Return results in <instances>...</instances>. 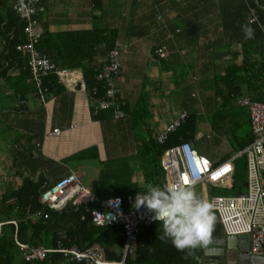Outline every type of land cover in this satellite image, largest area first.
<instances>
[{
  "label": "crops",
  "instance_id": "0c3cea01",
  "mask_svg": "<svg viewBox=\"0 0 264 264\" xmlns=\"http://www.w3.org/2000/svg\"><path fill=\"white\" fill-rule=\"evenodd\" d=\"M44 4L38 18L42 36L102 28L118 31L117 88L126 116L113 120L105 112L102 119L93 120L94 103L80 84L68 88L57 83L41 100L26 64L4 57L0 38V197L18 190L25 180L39 182L41 191L71 173L101 199L144 191L136 148L144 137L157 138L181 112L194 113L198 119L194 146L199 138H213L225 148L226 159L235 138L250 136L247 108L238 106L234 97L224 103L218 93L226 94L230 88L226 71L242 66V44L258 45L252 59L264 64V0H100L97 7L92 0H45ZM6 21V9L0 5V32ZM244 24L254 29V38H245ZM158 46L167 49V59L152 54ZM72 71L83 79L79 68ZM238 74L243 78L242 72ZM240 88L251 98L243 81ZM53 129H59L58 136L48 135ZM84 150L86 159L73 158ZM201 155L214 165L226 160L215 163ZM242 160L235 163L231 187L221 190L234 191ZM218 190L215 195H229ZM6 203L14 204L15 199Z\"/></svg>",
  "mask_w": 264,
  "mask_h": 264
},
{
  "label": "built area",
  "instance_id": "2783aa9c",
  "mask_svg": "<svg viewBox=\"0 0 264 264\" xmlns=\"http://www.w3.org/2000/svg\"><path fill=\"white\" fill-rule=\"evenodd\" d=\"M44 2L45 0H12L13 11L24 21V42L16 45L14 50L26 58L27 70L41 100L48 91L42 85L41 79L51 74L56 76L58 84L68 88L80 84L85 89L81 76L78 77L75 71L57 68L37 49L42 38L38 18L45 11ZM120 53L121 47L116 42L115 47L106 54L100 69L95 74V80L104 86V96L94 98L96 88H93L89 95L94 103V113L106 112L113 120H120L126 116L125 102L119 98L117 88V78L121 71ZM153 55L165 60L169 53L164 46H159L153 50ZM234 101L238 106L247 108L252 141L218 165L212 164L206 157L199 154L189 142L181 141L165 150L161 156L160 163L164 172L162 185L176 183L192 188L208 185L225 189L231 187L236 161L244 159L246 195H214L210 200L214 204L216 222L220 224L223 235H248V253L264 258V102L245 96L234 97ZM187 117L186 112L176 115L159 133L156 141L163 144L168 139V135L180 127ZM59 133V129H53L48 135L58 136ZM136 195L129 194L123 198H97L72 173L42 188L38 195V203L44 208L59 211L68 203L72 206H94L96 208L89 211V222L93 226L120 225L124 239L121 257L115 261L106 260L102 251L96 246L46 248L42 245L19 242L14 238L23 261L40 262L50 253H61L70 264H127V258L133 256L138 247V237L142 228L152 215L147 208L135 206ZM25 213L32 223L48 218V213L43 209L32 210L30 206L26 207ZM84 218L85 216L81 219ZM5 224L16 227L15 220L0 222V234Z\"/></svg>",
  "mask_w": 264,
  "mask_h": 264
},
{
  "label": "trees",
  "instance_id": "16d2710c",
  "mask_svg": "<svg viewBox=\"0 0 264 264\" xmlns=\"http://www.w3.org/2000/svg\"><path fill=\"white\" fill-rule=\"evenodd\" d=\"M10 2V0H0V5L6 9L7 18L4 31L0 32L3 55L5 58L26 64L25 57L14 50L16 45L24 42V21L15 14ZM92 2L96 7L100 4V0H92ZM117 36L118 31L114 28L90 29L55 35L43 34L37 49L59 69L79 68L82 71L85 91L91 95L92 89L96 88L94 98H99L104 96L105 89L101 82L95 80V74L100 69L103 60L97 62L96 59L105 58L106 54L115 47ZM156 48H152V54ZM258 48L259 46L254 43L241 45L242 66L226 71L225 75L230 88L226 94L218 93L224 103L232 100L233 97L243 96L240 81L246 84L247 92L253 100L264 101V64L256 63L252 59L253 52ZM240 72L243 73V78L239 77ZM41 82L48 90L57 85L54 74L42 78ZM143 103L144 100L140 99L139 105L142 111L145 109ZM104 113L102 111L94 113L93 109L91 117L93 120H100L104 117ZM197 121L196 115L190 113L184 123L168 135V139L163 144H159L152 136L139 143L136 149L141 161L145 185L147 183L161 185L164 172L160 161L165 150L181 141H190L195 148L193 143ZM252 138V134L240 141L235 138L234 152L243 149L252 141ZM73 158L86 159L87 150L77 153ZM243 161L240 164L242 169ZM238 172L235 177L237 179H239ZM39 186V182L33 183L25 180L18 190L0 197V222L16 221V227L12 224H5L1 228L0 264H70L61 253H50L43 261L26 263L20 255L14 238L19 242L43 245L46 248H56L58 244L65 248L71 246L91 248L97 245L103 249L107 260L120 259L124 242L120 225L93 226L89 222V211L96 208L94 206H72L68 203L59 211L44 208L38 203ZM11 198L15 199V203L7 204L6 202ZM28 206L32 210L43 209L48 213V218L32 223L25 213ZM83 216L85 218L81 219ZM161 232L159 223L149 219L139 234L138 247L134 255L126 260L127 264L199 263L202 247L195 250L194 256L188 255L187 250L178 251L170 239H161ZM219 234H221V226L216 222L209 237Z\"/></svg>",
  "mask_w": 264,
  "mask_h": 264
},
{
  "label": "clouds",
  "instance_id": "9594fccd",
  "mask_svg": "<svg viewBox=\"0 0 264 264\" xmlns=\"http://www.w3.org/2000/svg\"><path fill=\"white\" fill-rule=\"evenodd\" d=\"M246 39L254 38L249 24L241 26ZM135 206L147 208L151 220L159 223L161 239H170L178 251L195 255V250L207 243L216 223L214 204L202 198L194 188L176 183H147L145 190L137 193Z\"/></svg>",
  "mask_w": 264,
  "mask_h": 264
},
{
  "label": "water",
  "instance_id": "95a60500",
  "mask_svg": "<svg viewBox=\"0 0 264 264\" xmlns=\"http://www.w3.org/2000/svg\"><path fill=\"white\" fill-rule=\"evenodd\" d=\"M236 195L245 196L246 193L239 192ZM248 252V235L208 237L207 243L202 246L200 264H264L263 257Z\"/></svg>",
  "mask_w": 264,
  "mask_h": 264
},
{
  "label": "rangeland",
  "instance_id": "374dc122",
  "mask_svg": "<svg viewBox=\"0 0 264 264\" xmlns=\"http://www.w3.org/2000/svg\"><path fill=\"white\" fill-rule=\"evenodd\" d=\"M214 125L216 127L217 123H215ZM204 129H207L209 131L208 128L204 127L202 130H204ZM204 131H206V130H204ZM145 139L146 138L144 137V140ZM234 147H235V145L233 143V145L230 146V148H231L230 154H232L234 152ZM195 149L198 151V153L207 156L211 161L216 160L215 163H220L221 161L225 160L227 157V154L225 152V148L221 147L216 141H214L213 138H199V139H197L195 141ZM241 163H242V161H238L239 165ZM239 165H237V171H239L238 174H239V180L240 181H235L234 191H232V190H230V191L229 190H221L220 189V192H222V191L224 192L223 194H229L230 196H234L238 192H244L242 190H244L245 178L243 175V169ZM194 190L202 198L209 199V200L211 199V197L213 195L219 193L218 189L212 188L208 185H199V186L195 187ZM237 190H240V191L237 192Z\"/></svg>",
  "mask_w": 264,
  "mask_h": 264
}]
</instances>
